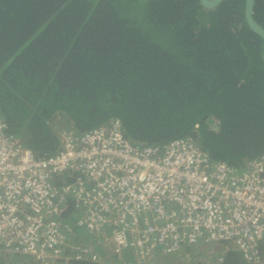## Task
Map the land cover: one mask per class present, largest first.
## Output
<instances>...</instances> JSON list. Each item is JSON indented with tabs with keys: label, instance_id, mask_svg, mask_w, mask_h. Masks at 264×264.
<instances>
[{
	"label": "trees",
	"instance_id": "16d2710c",
	"mask_svg": "<svg viewBox=\"0 0 264 264\" xmlns=\"http://www.w3.org/2000/svg\"><path fill=\"white\" fill-rule=\"evenodd\" d=\"M254 16L264 26V0H255ZM263 54L245 0L213 8L201 0H0V114L8 134L39 157L59 150L65 128L81 134L119 118L135 144L190 136L213 160L242 168L264 152ZM75 209L68 199L63 217ZM220 243L219 264H245ZM209 244L219 243L188 244L153 261L190 253L208 264L196 252ZM10 254L0 244V264H17Z\"/></svg>",
	"mask_w": 264,
	"mask_h": 264
},
{
	"label": "built area",
	"instance_id": "2783aa9c",
	"mask_svg": "<svg viewBox=\"0 0 264 264\" xmlns=\"http://www.w3.org/2000/svg\"><path fill=\"white\" fill-rule=\"evenodd\" d=\"M60 137L57 152L39 157L8 134L0 114V244L28 264L101 262V249L148 264L214 242L236 248L245 264H264V152L236 168L190 136L135 144L119 118ZM68 199L71 220L63 217ZM79 232L94 241L76 240Z\"/></svg>",
	"mask_w": 264,
	"mask_h": 264
},
{
	"label": "rangeland",
	"instance_id": "374dc122",
	"mask_svg": "<svg viewBox=\"0 0 264 264\" xmlns=\"http://www.w3.org/2000/svg\"><path fill=\"white\" fill-rule=\"evenodd\" d=\"M87 234L88 233H85L84 235L86 236ZM77 239L78 238H76V240ZM93 245H95V244L93 243ZM1 247L6 253H11L10 257H7V258L11 259V257H13V255H14V254H12L13 251L12 250H7L3 246H1ZM222 250H223V245H220V244H218V245H215V244L210 245L209 244L207 246H204V248H202V250L197 251L196 255H198L201 260L207 262L208 264H219V262L217 260V256L221 254ZM179 252H181V251H179ZM14 253L18 254V256L16 255L18 259H22V260L25 259L24 264H25V262H27V264H28L29 260L26 258L25 254L19 253V252H14ZM103 253H104L103 261H107V262H104L102 264H117L118 263L114 259L111 260L110 254H109V250L103 249ZM181 253H180V255L182 256L181 258H179V259L176 258L175 260L172 259V260L168 261V263H163V264H196L195 261H194V258L192 257V254H190V253L181 254ZM198 256H196V257L198 258ZM18 259L15 260L16 261L15 263L20 264L22 260H18ZM148 264H161V262L160 261L159 262H156V261L154 262L153 261V262L148 263Z\"/></svg>",
	"mask_w": 264,
	"mask_h": 264
},
{
	"label": "water",
	"instance_id": "95a60500",
	"mask_svg": "<svg viewBox=\"0 0 264 264\" xmlns=\"http://www.w3.org/2000/svg\"><path fill=\"white\" fill-rule=\"evenodd\" d=\"M222 0H201V3L207 8L217 6ZM255 0H245V18L249 27L260 34L264 39V26L259 23L254 16ZM264 59V54H263Z\"/></svg>",
	"mask_w": 264,
	"mask_h": 264
}]
</instances>
